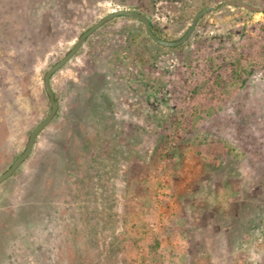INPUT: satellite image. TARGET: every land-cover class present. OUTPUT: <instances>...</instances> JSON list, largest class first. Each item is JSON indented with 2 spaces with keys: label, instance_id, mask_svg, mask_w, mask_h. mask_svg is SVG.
Masks as SVG:
<instances>
[{
  "label": "rangeland",
  "instance_id": "1",
  "mask_svg": "<svg viewBox=\"0 0 264 264\" xmlns=\"http://www.w3.org/2000/svg\"><path fill=\"white\" fill-rule=\"evenodd\" d=\"M264 0H0V264H264ZM27 17H24V16ZM32 19V20H30ZM35 22L30 42L22 22ZM1 99V98H0Z\"/></svg>",
  "mask_w": 264,
  "mask_h": 264
},
{
  "label": "water",
  "instance_id": "2",
  "mask_svg": "<svg viewBox=\"0 0 264 264\" xmlns=\"http://www.w3.org/2000/svg\"><path fill=\"white\" fill-rule=\"evenodd\" d=\"M234 6H239L242 8H245L249 11L253 12H263L264 9L260 8H254L245 4L241 3H229ZM213 8H206L200 12H198L195 17L193 18L190 26L186 30L185 34L179 38L176 41H166L158 38L151 30V24L149 20L146 18L141 13L138 12H133V11H118V12H113L112 14H109L105 16L104 18L100 19L98 22L93 24L90 28H88L86 31H84L75 41L74 45L72 48L60 59L58 60L55 64L50 66L44 76H43V88L44 91L49 98V103H50V109L47 113V115L31 130L26 146L23 149V151L15 158V160L10 164V166L2 173L0 174V184L10 178L15 171L21 166L23 162L27 160V158L31 155L32 150L35 146L36 139L38 135L46 129L49 124L53 121L55 118L57 111H58V103L54 98V94L51 89V79L53 75L60 70L66 63L70 61V59L78 52V50L82 47L84 41L95 31H97L99 28H101L103 25L111 21L112 19L116 17H125V18H130L139 21L143 27L144 31L147 35V37L154 42L155 44L167 48H175L187 41V39L190 37V35L193 33L195 26L197 22L207 13L211 12Z\"/></svg>",
  "mask_w": 264,
  "mask_h": 264
},
{
  "label": "trees",
  "instance_id": "3",
  "mask_svg": "<svg viewBox=\"0 0 264 264\" xmlns=\"http://www.w3.org/2000/svg\"><path fill=\"white\" fill-rule=\"evenodd\" d=\"M24 17H27L26 15L24 16ZM30 20H32V19H30ZM29 20V23L27 24L26 22H22V25L23 26H21V28H22V32H21V34L20 35H23L22 36V38L23 39H25V40H27L28 42H30V35H35V34H38L37 32H33L32 33V31L33 30H30V25L32 26V28H33V26H35V22L37 21H33V22H31ZM5 96L6 95H2V93L0 94V100H2V99H5ZM54 98H55V100L57 101V99H56V96L54 95ZM47 99L49 100V98L47 97Z\"/></svg>",
  "mask_w": 264,
  "mask_h": 264
}]
</instances>
